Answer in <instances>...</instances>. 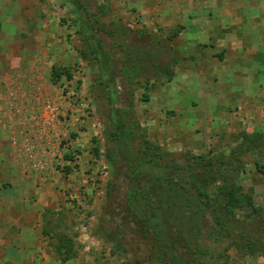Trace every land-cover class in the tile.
I'll list each match as a JSON object with an SVG mask.
<instances>
[{
  "label": "rangeland",
  "instance_id": "rangeland-1",
  "mask_svg": "<svg viewBox=\"0 0 264 264\" xmlns=\"http://www.w3.org/2000/svg\"><path fill=\"white\" fill-rule=\"evenodd\" d=\"M144 21L132 0H0V155L18 177L63 171L59 159L67 154L91 165L90 181L74 193L49 184L64 202L46 212V236L52 247L68 240L74 264H152L156 226L166 243L179 244L185 264H264V256L233 243L247 217L258 225L244 228L264 239V121L216 120L212 131L203 122L199 139L168 148L156 97L176 75L178 57ZM81 131L87 147L70 149L81 144ZM144 142L214 169L157 177L145 164L153 158L141 155ZM58 146L69 149L59 159ZM205 200L220 217V233L207 232L216 229L210 212L200 219Z\"/></svg>",
  "mask_w": 264,
  "mask_h": 264
},
{
  "label": "crops",
  "instance_id": "crops-1",
  "mask_svg": "<svg viewBox=\"0 0 264 264\" xmlns=\"http://www.w3.org/2000/svg\"><path fill=\"white\" fill-rule=\"evenodd\" d=\"M132 3L146 14L143 23L163 40V50L178 57L176 75L156 97L168 148L181 149L199 139L203 122L210 121L206 127L212 131L216 120L246 125L264 121V0ZM69 129L74 132L76 128ZM81 132V144L72 141L70 149L87 147L86 134ZM57 148L53 156L58 159L69 151ZM77 158L74 161L70 154L64 155L59 159L63 171L54 168L48 177L41 172L18 177L5 155H0V169H7L6 182H0V264H74V259L62 262L57 256L56 246L46 236L45 217L64 202L49 184L58 181L65 189L62 193H74L77 186L90 181L85 173L91 165L82 154Z\"/></svg>",
  "mask_w": 264,
  "mask_h": 264
},
{
  "label": "trees",
  "instance_id": "trees-1",
  "mask_svg": "<svg viewBox=\"0 0 264 264\" xmlns=\"http://www.w3.org/2000/svg\"><path fill=\"white\" fill-rule=\"evenodd\" d=\"M75 13V12H74ZM75 16L78 17V14L75 13ZM84 27L79 24V31L83 32ZM93 55L95 54L94 51H92ZM54 73V72H53ZM61 74L57 73V75L59 76ZM67 74V73H66ZM103 72H100L98 74V77L102 78ZM53 77V76H52ZM56 77L53 78V81L55 82ZM145 98L146 95H143ZM145 143V142H144ZM141 155L144 156H151L153 158V160H149L146 161L145 164H149L151 165L154 169H153V173L155 176L160 177V178H176L178 180H180L181 176L183 175V172L185 170H190V172H195V173H200L202 171H213L214 169V165L213 162H206V161H200V158H190V156L184 154L181 156H176L174 154L165 152V153H161L159 152L158 148L157 150H151V147L149 146V144L145 143V146L143 145V149L140 151ZM190 159H192V161H190ZM190 161V162H189ZM193 185V184H192ZM232 185V184H231ZM196 188V192L199 191V188L194 186ZM192 190V189H191ZM237 189L233 186L231 188H229V190L226 191L225 195H226V204L232 203L233 202V195L235 194V191ZM195 195V192H194ZM206 199V197H205ZM250 202V200L248 198H245V201ZM200 209H201V217L200 219L204 218V215L207 212H210L212 215V218H214V223L216 224V229L213 231L208 230V233L214 234V233H220V217L215 214L216 211L212 208H210V205L208 203L202 202L200 203ZM209 209V210H208ZM264 209V208H263ZM252 210L257 213L260 212L259 209L252 207ZM251 224H256V222L254 221V218L249 220V217L245 218L244 220H240L239 224L240 227L242 229H237V234L236 235V242H234L233 239V243L237 248H244L247 249V251H249V254H254V255H262L264 256V239H262V237L260 236V232L253 230L248 231L246 228H244V225L247 223ZM214 224V225H215ZM259 224H261V227L258 229L260 231H264V218L261 219V223L259 222ZM258 225V222L257 224ZM219 226V227H218ZM161 227V226H160ZM194 231L195 232H200L202 229V223L199 220L197 223L194 224ZM142 229V227H140ZM156 229H154V234L152 235L151 238V242H150V248L153 254V259L151 258L152 264H185L186 258L184 259L181 256V253L179 252V244L178 245H169L168 243H166L162 238L161 234H160V230L161 228L158 229V226L155 227ZM193 231V232H194ZM168 234H170L168 232ZM235 238V236H234ZM59 240V244L56 246V254L59 257V259L64 262L68 259L73 258V250L72 247H70L69 245V241L66 240L65 238H63L61 240ZM185 247H188V244L184 245ZM183 249V248H182Z\"/></svg>",
  "mask_w": 264,
  "mask_h": 264
}]
</instances>
